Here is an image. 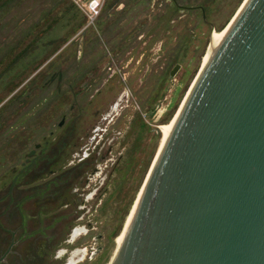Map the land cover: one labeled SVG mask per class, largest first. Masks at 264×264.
I'll use <instances>...</instances> for the list:
<instances>
[{
    "label": "water",
    "instance_id": "water-1",
    "mask_svg": "<svg viewBox=\"0 0 264 264\" xmlns=\"http://www.w3.org/2000/svg\"><path fill=\"white\" fill-rule=\"evenodd\" d=\"M20 203L21 226L0 223V264H55L34 250L49 227L24 234ZM94 264H264V0L245 2L198 70L136 213Z\"/></svg>",
    "mask_w": 264,
    "mask_h": 264
},
{
    "label": "rangeland",
    "instance_id": "rangeland-1",
    "mask_svg": "<svg viewBox=\"0 0 264 264\" xmlns=\"http://www.w3.org/2000/svg\"><path fill=\"white\" fill-rule=\"evenodd\" d=\"M107 2L108 0L0 1V120L5 129L13 126L14 131L10 136H17L19 133L23 139L30 128L45 134L47 129L43 128L56 126L62 116H66V122L71 120L78 107L74 96L79 89V80L84 74L85 78H92L89 76L92 68L83 65L92 63L94 57L99 56H94L95 43L99 42L104 47L103 44L108 41L106 38L95 39L89 36L84 40L85 46L80 57L78 31L83 25H87L82 39L92 31H99L102 25L98 24V20L105 19ZM177 2L179 6L175 7H170L168 0L132 2L125 10L118 12L115 19L117 30L123 33L138 22L135 30L150 34L154 41L153 44L149 42L147 55L143 56L141 63H145V66L140 71L137 70V65L133 66L129 72L134 71V74L128 80L129 83L122 82L133 94L128 102L129 107L123 113L133 114L137 110L139 123L136 125L133 122L118 148L111 151L105 161L98 165L100 172L96 173V179L101 176L104 180L105 170L112 166L118 156H127L124 158L125 164L128 162L130 167L121 168L122 173L118 175L120 178L124 177L121 186L131 196L129 208L137 190L143 186V180L160 143L162 131L159 134L156 126L162 124L159 126L162 128L174 118L208 56L212 32L226 29L245 0ZM198 5H203L205 18ZM137 54L135 52L133 55L136 57L134 60L139 59L140 54ZM100 57L101 66L105 62L113 64L116 61L113 52L101 53ZM122 58L128 62L127 54ZM175 65L179 66L175 74L170 76ZM112 68L117 73L120 71L115 66ZM54 70H61L63 74L61 94H56V83L48 87L44 85ZM106 71L114 73L104 69L102 74H106ZM68 85H72V91L66 90ZM138 91L149 93L148 99L144 102L137 100L134 92ZM71 105L73 110L70 109ZM22 116L28 118L20 124ZM44 119L50 122L46 125ZM139 124L143 125L142 128H139ZM125 126L119 124L115 131H124ZM111 128L113 127H107L106 132ZM7 138L9 142L6 144H13L12 139ZM100 140H95L94 146ZM113 144L112 141L108 142L110 146ZM105 150L107 149L104 148V152ZM11 151L14 153V149ZM12 156L8 153L0 154V162H9Z\"/></svg>",
    "mask_w": 264,
    "mask_h": 264
},
{
    "label": "flooded vegetation",
    "instance_id": "flooded-vegetation-1",
    "mask_svg": "<svg viewBox=\"0 0 264 264\" xmlns=\"http://www.w3.org/2000/svg\"><path fill=\"white\" fill-rule=\"evenodd\" d=\"M142 1L108 0L105 5L106 17L98 20V24L102 25L100 30H95L94 33L92 31L83 39L82 33L87 25H83L78 31L80 57L85 46L84 40L89 36L95 39L106 38L108 41L103 44L104 47L99 42L95 43L94 56H99H95L92 63L83 65L92 68V73L89 74L92 78H85L84 74L79 80V89L74 96L78 107L70 121L66 122V116H62L56 126L43 128L47 129L45 134L30 128V132L21 139L19 133L17 136H10L14 131L13 126L5 129L0 120V154L13 155L9 162H0V223L8 231H12V227L19 228L22 220L18 205L24 199L20 203V211L24 216V234L29 233L32 227L38 230L49 227L41 233L43 237L37 238L34 246L36 255L43 262L94 264L101 258L108 257L141 188L137 190L129 208L131 196L121 186L124 177L120 178L118 175L122 173L121 168L130 167L124 163V158L127 157L124 154H120L112 166L105 170L104 180L101 176L96 179V173L100 172L98 165L105 161L111 151L118 148L133 122L138 125L140 120L137 110L133 114L123 113L133 96L123 84L129 83L128 80L133 76L134 71L129 72L133 66L137 65L138 71L145 66V63H141L143 56L147 55L149 42L153 44L154 41L150 34L135 30L138 22L123 33L117 30L115 19L118 12L125 10L130 3ZM168 4L170 7L179 6L177 0H168ZM197 7L205 18L203 5ZM106 52L115 53L116 61L113 64L105 62L101 66L100 54ZM135 52L140 54L137 60H134ZM124 54L128 55V62L122 58ZM113 66L120 71L117 73ZM104 69L114 73L106 71V74H102ZM62 77L61 70H54L49 74L45 87L56 83V94H61ZM71 88L72 85H68L66 90L72 91ZM144 93L134 92L136 99L141 102L149 97V93ZM70 109L73 110L72 105ZM26 118L22 116L19 123H24ZM45 121L44 119L46 125L50 122ZM119 124L126 125L124 131L121 129L123 133L115 131ZM160 125L156 126L159 134L162 129ZM109 126L113 128L106 132ZM142 126L139 124V128ZM7 136L12 139L13 144H6L9 142ZM95 140H100L96 146ZM109 141L114 142L113 146L108 145ZM104 148L107 149L105 152ZM33 159L34 163L23 174L18 175ZM1 225L0 248L6 249L8 242L4 240L11 233Z\"/></svg>",
    "mask_w": 264,
    "mask_h": 264
},
{
    "label": "bare ground",
    "instance_id": "bare-ground-1",
    "mask_svg": "<svg viewBox=\"0 0 264 264\" xmlns=\"http://www.w3.org/2000/svg\"><path fill=\"white\" fill-rule=\"evenodd\" d=\"M246 1H247V0H245V2H246ZM245 2L243 3V5L245 4ZM243 5L241 6V8L243 7ZM241 8H240V9H241ZM239 11H240V10H239ZM239 11H238V12H239ZM236 15H237V14H236ZM233 19H234V18H233ZM233 19H232V20H233ZM231 22H232V21H230L229 25L231 24ZM229 25L226 27V29H224V30L221 31V32H215V31L212 32V40H211L212 42H211V45H210V48H209L208 56H209L210 53H212V52L214 51L216 45H217V44L223 39V37H224V35H225V33H226V31H227ZM208 56H207V57H208ZM190 89H191V87L189 88V91H190ZM189 91L187 92V95H188ZM187 95H186V97H187ZM186 97H185V99H186ZM185 99H184V101H185ZM184 101H183V103H184ZM183 103H182V105H183ZM182 105H181V107H182ZM181 107H180V109H181ZM180 109L178 110V112L176 113V115L174 116V118H173V119H172L167 125L162 126V129H161V131H162V136H161L160 143H159V146H158V149H157V153H156V155H155V157H154V160H153V162H152V164H151V166H150V169H149V171H148V173H147V176H146V178H145V180H144L143 186H142L140 192L138 193L137 199H136L135 202H134V205H133V207H132V210H131V212L129 213V215L127 216V218H126V221H125V224H124L123 230L121 231V234H122V233L124 232V230L127 228L128 224L130 223L131 219L133 218L134 214L136 213V210H137V207H138V204H139V201H140V198H141L142 192H143V190H144V186H145V184H146V181H147V179H148V177H149L150 172H151L152 169H153V166H154V164H155V162H156V159H157V157H158V155H159V153H160V151H161V149H162V147H163V145H164V142H165V140H166V138H167V136H168V134H169V132H170V130H171L173 124H174V122L176 121V119H177L178 116H179ZM160 128H161V127H160ZM160 134H161V132H160ZM121 234L117 237L115 243L117 242V240H118V238L121 236Z\"/></svg>",
    "mask_w": 264,
    "mask_h": 264
},
{
    "label": "trees",
    "instance_id": "trees-1",
    "mask_svg": "<svg viewBox=\"0 0 264 264\" xmlns=\"http://www.w3.org/2000/svg\"><path fill=\"white\" fill-rule=\"evenodd\" d=\"M1 1V0H0ZM125 163V162H124ZM126 164L130 165L128 162H126Z\"/></svg>",
    "mask_w": 264,
    "mask_h": 264
}]
</instances>
